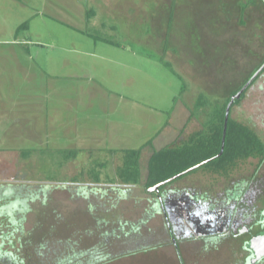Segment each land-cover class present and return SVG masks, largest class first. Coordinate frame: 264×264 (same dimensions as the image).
<instances>
[{
	"label": "rangeland",
	"instance_id": "obj_1",
	"mask_svg": "<svg viewBox=\"0 0 264 264\" xmlns=\"http://www.w3.org/2000/svg\"><path fill=\"white\" fill-rule=\"evenodd\" d=\"M55 1L0 0V96L8 94L12 104H23L32 110H40L44 104L43 97L48 94L49 107L66 99L68 103L65 108L70 113V123L63 124L58 122L55 110L50 112L49 127L45 129L48 139L46 134L44 138L47 144H39V151L35 150L36 145L29 144L22 149H32L27 157L24 153L20 154V151L14 154L16 161L0 159V184H16L17 189L13 191L12 197L17 201L16 208L19 203H23L24 194L29 195L28 200L32 196L37 200L31 202L23 215V225L22 216L15 214V210L14 215H11L12 226L8 225L6 219H0V235H7L10 227L15 231L12 237L0 240V250L3 245H11L14 240L23 241L22 235L32 234L25 239L22 250H19V246L16 248L18 253L21 252V259L29 257L30 247H41L39 251L45 253L46 249L42 246L46 244L47 248L50 245L49 252L61 243H67L74 250L89 249L103 242L106 231L116 228L119 231L118 227L121 226L127 231L139 227L142 233L154 230L159 221L153 217L145 218L149 214L146 201L150 197L146 189L151 185L145 163L154 150L148 147L144 149V134L159 131L161 122L167 123L169 120L170 127L163 129L166 133L164 139L173 142L166 144L165 140L161 147H180L190 142L191 137L212 120V108L207 101L204 107L187 108L178 99L183 83L188 85L189 95L194 100L200 91H207L204 85L214 78L212 71L207 72V76L197 77L199 70H192L191 62L188 67L177 64V60H191L192 57L199 58L197 60L200 63L207 61V58L210 61L212 59L211 48H206L207 38L198 40L196 37L203 29V11L199 9L201 0H184L178 6L172 28L166 27L167 31L173 29L171 36L174 37V43L170 41L169 44L174 47L166 51L156 49L148 40L149 36L155 38L156 31L162 29V19L166 12L171 14L162 0H87L88 16L86 11V15L80 11L81 18L76 15V10L61 11L54 7L52 4ZM69 1L72 6V0ZM138 2L140 8L148 11L147 14H150V7L156 4L157 17L148 15L141 22L129 24L125 17L117 16V10L124 7L125 11L128 6L138 7ZM60 3H65V0H60ZM150 19L154 20L155 33L153 29L151 31ZM149 30L147 35L145 32ZM93 35L108 41L114 40L120 46L102 41L96 43ZM177 46L182 52L177 51ZM157 57H164L163 62L160 63ZM234 76L225 75V79L231 80ZM41 86L47 94L42 95L39 91L36 93V89ZM93 86L113 91L107 97L110 100L108 110L102 106L104 112H101L94 107V123L103 120L107 124L109 119L107 115L106 119L104 116L110 110L111 127L106 125V128L110 130L116 125L118 129L110 131V145H97L103 152L88 150L84 153L80 149L89 148V144L80 143L81 135L72 133L76 122L72 105L89 104V95L84 101H79L76 93L90 94ZM96 99L105 101V95L97 94ZM174 111L175 116L172 114ZM231 118L253 126L264 138V76L233 108ZM187 119L189 121L186 123ZM123 120L126 126L116 124V121ZM182 123L184 127L179 129ZM8 124L6 120L2 122L0 135L8 128ZM90 127L94 130L93 124ZM97 127L102 128L101 125ZM123 127V133L138 131L141 138L131 137V141L118 138L116 135ZM131 149L143 150L140 154L143 176L138 184H135L137 181L134 176L135 155L128 153ZM258 162L255 158L245 159L232 166L226 177L212 171L211 167H203L186 175V178L175 179L178 180L175 185L195 183L198 180L203 183L229 181L240 174H251ZM260 168H264V163ZM79 183L91 185L88 199L79 191ZM36 191L41 196H34ZM5 198L4 203L9 200L8 195ZM142 220L145 222L141 223ZM21 229L24 234L19 233ZM115 247L118 248L117 245ZM50 257V264H58L59 259L66 256L62 255L58 259L57 255L50 253ZM113 257L121 256L114 254ZM120 262L125 264L123 260Z\"/></svg>",
	"mask_w": 264,
	"mask_h": 264
},
{
	"label": "flooded vegetation",
	"instance_id": "obj_2",
	"mask_svg": "<svg viewBox=\"0 0 264 264\" xmlns=\"http://www.w3.org/2000/svg\"><path fill=\"white\" fill-rule=\"evenodd\" d=\"M221 1L231 9L238 10L242 6L249 5L252 0ZM254 2L256 5L253 7V4H250V6L255 12H258L260 6L264 7V0H254ZM204 4H206L205 0ZM208 9L204 8V10ZM206 42V48L215 46L209 39H206ZM220 53L218 52V54ZM228 57L219 55L224 64L225 61H228ZM207 63H211L208 58ZM263 65L253 73L250 79ZM263 76L264 69L245 90L240 99ZM235 106L233 104L231 108L230 118ZM235 121L239 123V121ZM251 128L264 145V138L258 130L253 126ZM149 148L152 147L149 146ZM214 158L216 157L208 161ZM255 159L259 160L258 166L251 174L247 176L240 174L237 178L229 181L203 183L198 180L195 183H184L179 186L175 185L177 180L164 184L153 193H149L148 190L160 183L150 185L146 189L150 197L146 201V209L149 214L145 218L153 217L159 221L154 230L146 233H142L139 227L132 231L124 230V227H120L119 231L112 230L109 232L108 230L104 233L103 242L89 249L74 250L67 243H61L55 255L58 259L62 255L66 257L60 258L58 264H121L120 261L122 260L125 264H264V168L262 170L260 168L264 163V153L262 155L258 153ZM12 160L16 161V159ZM239 162L241 160H238L237 163ZM147 163H145L146 170ZM202 164L195 166L197 168L193 167L195 169L190 174L202 169ZM230 169L220 168L216 170V168H212L211 170L226 177ZM186 175L189 173L181 176L179 180L186 178ZM79 184V191L88 199L91 195V185ZM15 185L0 184V219H6L8 225H11V215H14L15 210V214L22 216L23 225V215L31 206V202H37V200H34L32 196L27 204L21 203L20 205L19 203L18 208H16L17 201L12 198L13 191L15 192L17 189ZM22 188L19 190L21 191ZM6 195H8L9 200L4 203L3 199H6ZM24 196L29 195L24 194ZM34 196L41 195L36 191ZM144 222V220L141 221V223ZM10 228L11 230L7 235H15L13 227ZM19 233L24 234L22 229ZM140 235H151V237L142 238ZM116 245L118 248L115 247ZM120 245L125 247L121 248ZM48 249L43 255L44 261L39 258L36 260V257L25 258L23 264H50V253L53 254V252H49ZM114 254L121 257L114 259ZM6 261L7 264H15L11 259H6Z\"/></svg>",
	"mask_w": 264,
	"mask_h": 264
},
{
	"label": "trees",
	"instance_id": "obj_3",
	"mask_svg": "<svg viewBox=\"0 0 264 264\" xmlns=\"http://www.w3.org/2000/svg\"><path fill=\"white\" fill-rule=\"evenodd\" d=\"M202 5L199 8L200 11H203V29L198 32L196 37L198 40H202L203 37L211 40L212 44L215 46L211 48V63H207L206 60L199 62V58H193L191 60L181 59L177 60V64L182 67H188L191 62V69H198V76H206L207 72L213 73V80L210 83L204 85V93L200 91L196 99H192L193 96L189 95L188 85L183 83L182 93L179 96L187 108L194 107L200 108L204 107L207 101V104L211 105V121L205 123L203 130L199 131L192 136L190 142L184 143L182 146H171L164 148L162 150H154L148 159L147 163V174L149 184L161 183L167 179L172 178L173 176L186 171L187 169L193 168L201 163L202 167H211V168H231L234 166L238 160H245L249 158H255L257 154L264 153V145L259 139L255 131L245 124L236 122L234 119L230 118L228 122L226 140L224 146V152L221 156L217 157L221 152L222 139H223V130H224V119H225V110L227 107L230 98L236 94L241 87L250 79V77L255 73V71L264 64V7L260 6L258 12H255L253 7L256 5L254 0L250 4H253V7L249 5L242 6L241 9L234 10L231 9L226 3L221 0H204ZM233 2H235L233 0ZM139 3V2H138ZM184 3V0H162L165 8H168L171 14L167 11L166 16L162 19V29L156 31L155 33V23L153 19L151 20V31L155 33V38L149 36V41L152 43L156 49L166 51L168 48L174 47L169 44L170 41L173 42L172 25L176 17V10L178 6ZM137 4V3H136ZM157 4V1H156ZM156 4L150 7V14H147L144 8H140L141 4L139 3L138 7H126L127 10L118 11L117 16L125 19L129 24L136 22H141L142 19L147 17L155 18V11L157 9ZM204 8H209L204 10ZM205 13V14H204ZM24 26V25H23ZM23 26L21 28H23ZM149 35L150 30L145 32ZM145 34V37H146ZM95 41H105L108 44L115 46H120L114 40L108 41L107 39L101 38L99 35H93ZM180 37H177L179 39ZM174 43V42H173ZM171 45V47L169 46ZM177 51L182 52L180 47H176ZM205 49V48H204ZM161 52V51H160ZM202 54V51L199 50ZM218 52H221L218 54ZM152 56H155L151 53H147ZM204 54H206L204 50ZM219 55L222 57L224 55L229 56L228 61H225V64L220 60ZM156 57V56H155ZM160 63L163 62L164 57H157ZM225 58V57H224ZM200 63V64H199ZM241 70L240 75L238 70ZM234 71V73H232ZM176 72V71H175ZM231 76L235 75L233 79L226 80L225 75ZM177 74V72H176ZM180 77L179 74H177ZM229 81V82H228ZM243 99V98H242ZM242 99L237 100L234 105H237ZM191 101V102H190ZM208 106V105H207ZM152 146V142L147 143L144 146V149ZM39 151L40 149H35ZM34 151V150H33ZM32 149L25 151L21 150V153H24L25 156L30 154ZM141 152L142 150L131 149L128 151L129 155L133 154L135 159L133 160L134 166V176L136 181L140 182L143 171L141 164ZM42 154V153H41ZM43 155V154H42ZM214 158L211 161L209 159ZM262 161V159H260ZM183 166L182 168H180ZM200 167V166H199ZM192 172V171H191ZM175 173V174H174ZM190 174V172H188ZM186 173V174H188ZM183 176V175H182ZM178 179V178H176ZM173 179L170 182H173ZM99 191V190H98ZM94 192H97L95 190ZM27 196H24L22 204H27ZM123 228V226H121ZM120 228V227H118ZM116 230H118L116 228ZM115 230V231H116ZM134 230V227L133 229ZM12 237V235H2L0 239L4 241V238ZM29 235H22V240H14L11 244L12 248L15 250H6L3 251V246L0 251L4 253L0 254V264H7L6 259H11L15 264H23L24 258H20L21 252L16 248L19 246V250L23 249L25 239ZM47 251L50 247L47 244L43 245ZM41 248V247H39ZM39 248L30 247L31 251L28 258H32V254L37 255L36 260L39 259L44 261V252H40ZM59 247L52 248V252L55 254ZM23 255H26L22 252ZM27 254V255H28ZM33 257V258H34ZM27 258V259H28Z\"/></svg>",
	"mask_w": 264,
	"mask_h": 264
},
{
	"label": "crops",
	"instance_id": "obj_4",
	"mask_svg": "<svg viewBox=\"0 0 264 264\" xmlns=\"http://www.w3.org/2000/svg\"><path fill=\"white\" fill-rule=\"evenodd\" d=\"M55 1V0H54ZM81 4H85V6H81ZM54 7H58L59 10L61 11H65V10H76V15L80 16V11L83 12V14L86 15V13L89 11V7H88V1L87 0H72V6L70 5V1L69 0H65V3H60V0L55 1L52 4ZM67 7V8H65ZM88 7V8H87ZM88 10H87V9ZM86 11V13H85ZM88 16V13H87ZM88 23V22H86ZM82 31V30H81ZM96 43L98 41H95ZM105 42V41H102ZM33 75H35V73H33ZM31 89L33 90L34 87ZM50 90V89H49ZM81 89H78L77 91H79ZM37 91L42 92V95L47 94L45 89L41 86L39 89H36V93ZM109 92L110 94L113 93V91L110 89V91H107L103 88H100L98 86H93V88L91 89L90 94L86 93V92H77V96H79V101H84L86 99V97L89 95V99L90 102L89 104H87L86 106H82V105H78L76 103H73L72 105V110L74 112L75 115V127L72 133H76V134H80L81 136L80 138V143H88L89 144V148H83L80 149V152H86L88 150H94L95 152H103V150H100L97 148V145H110V131H116L118 129V127L115 125L113 127V129L108 130L106 128V125L110 126V110L105 113V119H106V115L109 119L108 123L106 124L105 121L101 120V121H97L96 123H94V111L97 108V110H100L101 112H104V109L102 106L105 107V109H109V107L107 106L108 104H110V100L107 99V97L109 96ZM97 94H102L105 95V101L104 99H96V95ZM48 94L46 97L44 98V104L43 106H41L40 110H33L31 108L28 107H24L23 104H12L10 102L9 99V95L8 94H2L0 96V121H8V128L1 133L0 135V143H1V148H0V159H14V154L20 152L23 148H25V145H36V149H40L39 144L44 143L45 145L47 144L46 139L45 138V134H46V138L48 139V135L45 131V129L47 127H49L48 125V118H50V112L52 111H56L57 116H58V122L60 123H70V113L69 111H67V109L65 108V105L68 103V100H59L57 102V104H55L52 108L49 107V101L47 100ZM179 103L181 105L185 104L181 101H179ZM18 106H22V107H18ZM95 107V109H94ZM26 108L27 111L24 109ZM178 109V107H177ZM176 109V111H177ZM176 111H174L172 114L175 116ZM37 112H39L41 115H39ZM172 112V110H171ZM170 112V114H171ZM163 114V112L161 113ZM189 120H186V123ZM2 122H0V125L2 124ZM93 122V123H92ZM99 123V124H98ZM185 123V122H184ZM92 124L94 125V130L93 128H91L90 126H92ZM97 124V125H96ZM105 126H103V125ZM116 124L121 125V126H126L125 121H116ZM168 124V125H167ZM169 120L167 123L161 122V129L159 131H156L154 133H146L144 134V140H143V145L147 144L149 142H152V149L156 150H162L161 145L164 143V141L166 140V144L167 143H172L173 141H167V139H164L166 137V133H164L165 128H169ZM10 125V126H9ZM101 125L102 128H99L97 126ZM187 125V124H185ZM105 127V129H104ZM111 127V126H110ZM182 127H184V124L182 123L181 126L179 127V129H181ZM36 128V129H35ZM40 128V129H39ZM38 129V130H37ZM155 129V128H154ZM98 130L100 131L98 133ZM8 131V132H7ZM124 132V127L122 129V131L117 134L116 136L119 138H127V141H131L130 138L132 137H137V138H141V135L138 134V131H134V132H130V133H123ZM139 135V136H135L133 134ZM98 134V135H97ZM68 135V133H67ZM97 135V136H96ZM147 136V137H146ZM12 145V148H11ZM19 145V146H18ZM42 145V144H41ZM16 146V147H15ZM31 148V147H30ZM156 148V149H155ZM151 149V148H150ZM156 150V151H159ZM153 151H151L152 153ZM2 154H5L6 156H3ZM13 155V156H12ZM2 237V235H0V238ZM6 238H4L5 240ZM2 241V239H0ZM11 249H10V248ZM4 251L6 250H13L11 245H4L3 246ZM1 254V252H0Z\"/></svg>",
	"mask_w": 264,
	"mask_h": 264
},
{
	"label": "water",
	"instance_id": "obj_5",
	"mask_svg": "<svg viewBox=\"0 0 264 264\" xmlns=\"http://www.w3.org/2000/svg\"><path fill=\"white\" fill-rule=\"evenodd\" d=\"M264 69V65H263V67L250 79V81L236 94V95H234L232 98H231V100H230V102L228 103V105H227V108H226V114H225V124H224V130H223V139H222V146H221V152H220V154L217 156V157H219V156H221L222 154H223V152H224V146H225V140H226V132H227V126H228V121H229V118H230V111H231V108H232V106H233V104L235 103V101H237V100H239L241 97H242V95H243V93L245 92V90L250 86V84L257 78V76L262 72V70ZM216 157V158H217ZM195 168H197V167H195ZM195 168H192V169H189V170H187L186 172H183V173H181V174H179V175H177V176H174L173 178H171L170 180H168V181H165V182H163V183H160L159 185H156V186H154V187H152V188H150L149 190H148V192L149 193H153V192H155V191H157L158 189H159V187H161V186H163L164 184H166V183H168V182H170V181H172L173 179H176V178H179V177H181L182 175H185L186 173H188V172H191V171H193Z\"/></svg>",
	"mask_w": 264,
	"mask_h": 264
}]
</instances>
